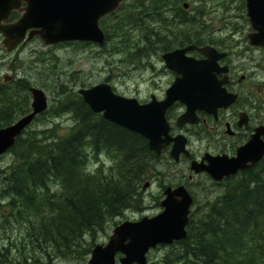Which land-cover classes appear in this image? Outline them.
<instances>
[{
  "label": "trees",
  "instance_id": "16d2710c",
  "mask_svg": "<svg viewBox=\"0 0 264 264\" xmlns=\"http://www.w3.org/2000/svg\"><path fill=\"white\" fill-rule=\"evenodd\" d=\"M160 2L166 3L123 4L113 15L114 25L102 24L107 41L112 36L122 39L124 27L139 31L140 39L128 43L126 52L133 62L177 47L176 38L163 34L157 24L164 20L170 27L187 16L162 15L164 7H156ZM126 46L120 41L118 50ZM50 114H71L67 133H57L56 124L18 137L9 150L13 163L0 167V196L17 199L18 217L28 224L34 252L44 251L52 261L78 250L86 260L110 220L141 209V189L157 157L144 137L93 112L64 84ZM9 124L0 121V127ZM196 206L187 237L161 246L169 250L149 264H264V161L229 181L216 198L197 201Z\"/></svg>",
  "mask_w": 264,
  "mask_h": 264
},
{
  "label": "water",
  "instance_id": "95a60500",
  "mask_svg": "<svg viewBox=\"0 0 264 264\" xmlns=\"http://www.w3.org/2000/svg\"><path fill=\"white\" fill-rule=\"evenodd\" d=\"M23 2L27 5L22 7ZM125 0H0V32L4 35V45L13 51L21 44H27L39 37L45 45L65 42H92L103 47L106 34L100 21L116 12ZM248 16L254 32L250 33L252 44L264 45V0H247ZM13 11L20 17L5 23ZM198 49L208 58L195 60L186 52ZM225 54L211 47L198 48L190 45L165 53L162 58L168 69L180 76L167 90L165 100L152 99L142 104L137 98L120 95L108 82L89 88H80L78 93L95 113L148 140L149 148L157 156L165 145L174 141L171 157L179 160L181 153L187 155V137L169 135L170 126L166 110L177 100L187 105V111L178 120V125L195 123L197 108L227 106L235 100H226L224 89L218 88L213 74L218 60ZM32 110L15 123L0 128V157L11 149L17 138L44 113L49 106L46 92L31 86ZM213 111V112H215ZM254 138L239 149L233 158H209V164L192 162L196 173L207 171L213 179L223 180L239 171L255 166L264 157V146H258ZM148 184L144 185V189ZM165 197L161 200L162 211L154 216H144L140 220H126L118 224L107 243L96 244L90 254L88 264H149V253L161 245H172L185 239L194 197L189 190L180 185L167 186Z\"/></svg>",
  "mask_w": 264,
  "mask_h": 264
},
{
  "label": "flooded vegetation",
  "instance_id": "af4514ba",
  "mask_svg": "<svg viewBox=\"0 0 264 264\" xmlns=\"http://www.w3.org/2000/svg\"><path fill=\"white\" fill-rule=\"evenodd\" d=\"M142 1L151 3L154 0ZM159 1H166L165 5H160L161 2L156 5V7L158 5L160 8L164 7L162 15L168 13L171 16L183 15L187 18L173 21L176 22L170 26L173 29L168 25L165 26V22L162 20L158 22L161 25L159 26L161 32L167 36L172 34L174 39L176 38L175 41H177L178 46L163 53L159 51L160 53L157 54L162 58L167 52L190 45H196L198 48L206 46L215 48L218 54H225L218 60V65L213 72L215 85L224 89L222 93L224 92L227 101L233 99V96L235 97L233 102L227 106L219 107L216 111L212 108H197L194 115L196 122H188L182 126L178 125V120L187 111V105L177 100L166 110V118L170 126L169 135L173 138L178 135L187 137L186 148L189 154L183 152L179 160L174 161L175 163L185 161L188 164L187 169L191 172L187 179L183 177L177 183L162 184L163 194L167 186L176 188L184 185L197 202L192 188L195 176L205 175L213 185L220 187L223 191L229 181L240 177L244 172L255 169L264 161L263 157L255 166L239 171L230 177H225L221 181L213 179L207 171L195 173L191 167L193 161L208 165L209 158L236 157L239 149L246 146L253 138L258 140V146H264V45L252 44L248 38L254 30L248 16L247 0ZM26 5L23 2L22 7ZM192 6L194 9H191ZM219 10L224 12L221 18L205 19V16L204 18L199 17L203 12L212 14ZM190 11L193 13H189ZM20 15L18 11H13L5 23L16 21ZM113 15L105 16L101 20L103 28L104 25L106 26V21L112 19ZM103 22H105L104 25H102ZM18 48L13 51L7 50L4 45V35L0 32V121L10 124L15 123L32 110L31 78L25 75L21 76L17 56ZM186 53L188 57L198 61L208 58L198 49ZM152 63L151 66H153ZM165 67L171 77L169 83L164 87L161 94L152 92L148 98L138 99L142 104H147L154 98L162 101L167 97V90L180 75L168 69L166 65ZM113 88L118 93L114 86ZM42 115L37 116L35 121ZM174 143L172 141L165 145L160 156L152 151L157 160H161L166 155L171 156ZM153 171L152 169L149 170V176L153 177ZM153 180L154 178L150 181L146 180L148 187L153 184ZM219 191L215 192L217 195L214 198L220 194ZM222 191L220 192L222 193ZM213 192L210 191L209 194ZM18 208L16 198L0 196V211L8 218L5 220L7 222L5 225L0 215V220H2V222L0 221V231H8L15 227V222L18 223ZM9 214L11 216H8ZM9 217L13 220L11 226L9 225ZM10 263L20 264L19 248L16 242H10L0 248V264Z\"/></svg>",
  "mask_w": 264,
  "mask_h": 264
},
{
  "label": "rangeland",
  "instance_id": "374dc122",
  "mask_svg": "<svg viewBox=\"0 0 264 264\" xmlns=\"http://www.w3.org/2000/svg\"><path fill=\"white\" fill-rule=\"evenodd\" d=\"M134 1L127 0L126 4L133 3ZM191 9H194V7L192 6ZM189 13L193 12L190 11ZM223 14L224 12L219 10L212 14L209 12L205 14L203 12L199 17L204 18L205 16V19H218ZM115 19L107 20L105 24L112 26L117 22ZM157 26L161 25L157 24ZM122 30L123 34H125V36H122V39H115L112 36V39L103 47H99L96 43L78 41L45 45L40 38L36 37L31 43L21 45L18 48L17 56L19 58L18 64L21 76L30 77L31 86L43 89L49 98L47 112L33 122L28 131H42L58 124L56 132L61 135L67 133L72 123L70 116L63 115L55 118L50 114L61 84L78 92L80 88L91 87L102 82H107L109 79V82L119 94L135 97L139 100L148 98L152 92H156L157 94L162 93L171 78L166 71L163 59L160 55L154 54L151 58H143L138 62L131 61L129 55L126 53L129 51L128 43L137 42L141 34L139 31H131L126 27ZM120 41L121 43H127L125 51L118 50ZM151 63L153 66H151ZM106 159L109 158L106 156ZM13 161L14 155L7 152L0 157V167H6L13 163ZM93 163L94 165L96 164L95 162ZM187 168L188 164L185 161L175 163L174 159L169 155H166L161 160L158 159L152 168L154 170L153 177L149 176L147 178L149 181L154 178L153 184L147 187L146 190L141 189L144 196L141 209L127 210L122 216L110 220L105 227V231L100 230L98 232L96 244L107 243L113 234L114 228L121 222L140 220L144 216H154L160 213L163 209L160 202L164 197L162 184L177 183L183 177L187 179L191 172ZM199 182L200 184H198ZM192 188L197 201L200 202L214 198L217 195L215 192L221 190L220 187L213 185L205 175L195 176ZM210 191L214 192L209 194ZM196 208L197 206L194 205L193 210H196ZM0 214L2 218H6L3 215L4 213ZM8 216L11 215L9 214ZM17 218L19 221L18 223L15 222V227L13 228L14 230L16 229L15 231L13 229L0 231V248L10 242H16L19 248L20 264H88L90 255L84 260L78 253L82 252L78 250L71 256H60L52 261L46 252L40 250L34 252L27 238L28 224L27 222H21L19 217ZM0 221L2 222V220ZM12 222L13 220L10 219V226ZM87 240L90 241V235L87 236ZM168 248L158 247L152 250L149 253V260L161 258L169 250Z\"/></svg>",
  "mask_w": 264,
  "mask_h": 264
},
{
  "label": "bare ground",
  "instance_id": "6f19581e",
  "mask_svg": "<svg viewBox=\"0 0 264 264\" xmlns=\"http://www.w3.org/2000/svg\"><path fill=\"white\" fill-rule=\"evenodd\" d=\"M164 21V20H163ZM18 108V107H17ZM68 115H71V114H68ZM66 117V116H65ZM69 117V116H68ZM67 117V118H68ZM66 119V118H65ZM68 123V122H67ZM70 123V122H69ZM70 125V124H69ZM103 158V157H102ZM101 158V159H102ZM91 160H93V159H91ZM103 161V160H102ZM111 161V160H110ZM105 162H107V161H105ZM45 177V176H44ZM56 183V182H55ZM58 183V182H57ZM225 183H227L226 181H225ZM220 191H222V189L220 190ZM219 191V193L221 194V192ZM226 204V203H225ZM0 213H2L1 211H0ZM1 215V214H0ZM10 218V217H9ZM1 219L4 221L3 223L5 224V223H7V222H5V220H7L8 218L6 217V218H2L1 217ZM11 219V218H10ZM5 225H7V224H5ZM13 229V228H12ZM14 230V229H13ZM16 230V229H15ZM14 230V231H15ZM18 233V232H17ZM13 235V234H12ZM15 235V234H14ZM16 240V239H15ZM18 241V240H17ZM14 242V241H13ZM4 243V242H3ZM12 244V243H11ZM3 245V244H2ZM12 245H14V244H12ZM18 245V244H17ZM15 255V254H14ZM12 256V255H11ZM15 257H16V255H15ZM11 264V263H10Z\"/></svg>",
  "mask_w": 264,
  "mask_h": 264
}]
</instances>
